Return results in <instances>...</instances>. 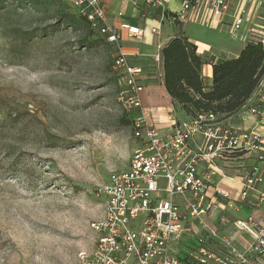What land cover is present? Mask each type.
Listing matches in <instances>:
<instances>
[{
	"label": "rangeland",
	"instance_id": "obj_1",
	"mask_svg": "<svg viewBox=\"0 0 264 264\" xmlns=\"http://www.w3.org/2000/svg\"><path fill=\"white\" fill-rule=\"evenodd\" d=\"M25 3L0 0V264H82L80 256L92 255L98 240L93 224L104 216L101 189L111 174L129 168L141 146L132 127L136 113L120 101L124 76L114 68L121 48L140 46L110 43L62 0ZM184 27L194 34L198 28L176 25ZM169 38L163 50L185 39ZM220 40L227 46L220 57L200 56L206 93L214 87L213 66L246 48ZM162 51L159 68L142 64L147 75L164 69ZM252 92L230 113L197 114L228 120L257 107L264 69ZM175 110L187 117L181 106Z\"/></svg>",
	"mask_w": 264,
	"mask_h": 264
},
{
	"label": "built area",
	"instance_id": "obj_2",
	"mask_svg": "<svg viewBox=\"0 0 264 264\" xmlns=\"http://www.w3.org/2000/svg\"><path fill=\"white\" fill-rule=\"evenodd\" d=\"M63 1L94 27H101V34L112 44L123 40L122 30L130 38L145 36L139 26L115 29L103 0ZM181 1L180 10L168 15L162 1L149 2L162 9V22L226 27L233 41L264 48V0ZM151 33L161 34L157 28ZM160 60V54L155 56L157 64ZM114 68L124 76L126 88L119 94L120 101L127 112L136 113L132 127L141 146L132 155L129 168L111 174L102 187L104 216L93 224L98 240L92 255L80 256L81 263L263 264L264 226L258 214L264 205V190H260L264 186V131L257 127L264 126V98L257 107H246L245 118L252 117L257 123L253 129L242 130L215 112L182 118L174 108L169 117L171 132L163 134L144 105L143 68L132 65L121 49ZM247 154L257 155L256 165L242 177L235 198L213 178L221 162L227 165L233 155ZM248 200L255 210L247 220L234 222L238 232L253 237L241 251L232 239L220 234L215 218L223 222L228 210L239 211L238 204Z\"/></svg>",
	"mask_w": 264,
	"mask_h": 264
},
{
	"label": "crops",
	"instance_id": "obj_3",
	"mask_svg": "<svg viewBox=\"0 0 264 264\" xmlns=\"http://www.w3.org/2000/svg\"><path fill=\"white\" fill-rule=\"evenodd\" d=\"M149 1L150 0H103L102 5L107 13L110 24L115 29H121L122 25H130L132 27L139 26L145 31L144 38L138 39L130 38L127 31L122 30V42H127L129 45L136 44L140 47L137 49L126 47L121 48V50L128 55L132 65H137L143 68L144 76L142 78V84L146 87V91L143 95L144 105L154 114L156 126L161 129L163 134H168L172 129L169 117L175 107L171 96L168 95L164 86V69L161 70V73L158 76H150L147 75L145 65L142 64L144 62H149L159 68L160 64H157L154 61V58L161 53L163 50L162 47L166 44L165 42L170 39V35L185 37L190 44L197 47V54L199 56L211 57L215 55L217 58L221 55V53H218V50H220L219 52H225L227 50V46L226 48L222 47V40L220 39L229 43L233 40L226 27L209 29L196 24L193 25L198 27L196 28L195 34L190 32V27H184V29H182L183 32H180L179 28H176V26L174 28V26L167 20L162 22V18L160 17L162 9L158 10L152 7ZM160 1L163 2L166 15L178 12L182 5L181 0ZM141 14L143 18L142 22L139 21V15ZM153 28L159 29L161 34L155 35L151 33ZM151 50H153V52H151ZM225 56H228V54ZM204 70L211 78L212 67L205 66ZM210 82L211 80L207 79V83L210 84ZM246 107L250 108L251 106ZM232 118L235 119L233 122L231 121ZM226 122L233 124L242 130L253 129L257 125L254 118H245V115L241 114H236L230 117ZM257 130L262 133V131H264V126L257 127ZM233 156L234 158L231 163L225 165L221 162L219 164L221 171L218 170L219 172H217L216 176L213 178V182L227 189L235 198H237L241 190V186L239 185L241 179L256 165L257 155L247 154V156ZM223 175H226L227 178L223 179ZM260 190H264V186L260 187ZM251 197L253 198V195ZM238 205L240 206L239 211L228 210L224 215L225 219L223 222L221 220H216V218L215 222L219 225L220 234L232 239L237 248L244 251L253 241V237L250 234L248 235L244 232H238L234 227V222L238 220H247L249 214L255 210V206L250 200L246 203H239ZM258 215L260 216L262 226H264V205L261 207V211ZM262 263L264 264V260Z\"/></svg>",
	"mask_w": 264,
	"mask_h": 264
},
{
	"label": "trees",
	"instance_id": "obj_4",
	"mask_svg": "<svg viewBox=\"0 0 264 264\" xmlns=\"http://www.w3.org/2000/svg\"><path fill=\"white\" fill-rule=\"evenodd\" d=\"M24 2L30 3V0ZM68 7L78 18L95 28L76 9L70 5ZM162 57L166 92L175 107L179 105L186 111L187 117L197 115L200 110L230 113L238 109L253 93L264 69V48L246 45L238 59L213 66L214 87L210 93H206L201 78L205 63L197 55V47L186 38L176 39L165 46Z\"/></svg>",
	"mask_w": 264,
	"mask_h": 264
}]
</instances>
